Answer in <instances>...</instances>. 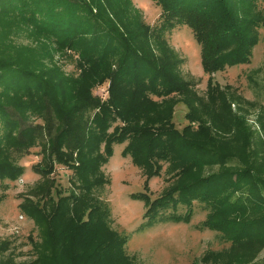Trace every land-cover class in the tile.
I'll list each match as a JSON object with an SVG mask.
<instances>
[{"label":"trees","instance_id":"1","mask_svg":"<svg viewBox=\"0 0 264 264\" xmlns=\"http://www.w3.org/2000/svg\"><path fill=\"white\" fill-rule=\"evenodd\" d=\"M152 1L161 9L155 25L132 0H0V184L23 174L18 159L32 147L40 146L42 155L32 165L41 180L18 204L39 229L36 260L26 264H134L125 252L129 236L111 227L110 204L95 193L110 184L103 166L116 143H125L122 154L147 179L165 178L156 197L132 194L145 207L138 230L188 223L197 201L206 210L199 227L218 232L228 245L206 250L196 264H256L264 246V155L251 147L253 130L231 112L211 74L249 63L264 12L259 0ZM177 25L192 30L209 75L210 100H186L189 122L182 129L171 119L174 97L195 91L181 78L183 58L165 37ZM23 35L38 45L21 44ZM56 51L76 55L80 73L47 65ZM105 82L102 98L93 89ZM145 104L169 106L147 120ZM263 118L264 109V130ZM218 125L232 131L230 141L215 139ZM56 165L71 171L66 189L50 176ZM10 246V239L1 240L0 252Z\"/></svg>","mask_w":264,"mask_h":264},{"label":"rangeland","instance_id":"2","mask_svg":"<svg viewBox=\"0 0 264 264\" xmlns=\"http://www.w3.org/2000/svg\"><path fill=\"white\" fill-rule=\"evenodd\" d=\"M132 2L146 23L150 25L159 23L161 9L154 1L132 0ZM258 8L264 12V1H258ZM258 32V41L252 49L249 63L225 67L224 70L216 71L211 76L212 82L219 85L225 93L231 112L244 116L246 123L253 130L251 147L257 146L260 154L264 155V143L260 144L257 140L258 137L264 139V130L259 122V115L264 109V26H260ZM165 37L176 54L183 58L178 71L181 78L190 82L195 91L193 95L184 94L174 97L171 119L177 128L182 129L189 122L186 116L189 113L186 100H190L193 104L196 102L198 105L199 101L209 102L210 97L207 92L209 75L202 69L200 46L187 25H177L166 32ZM30 40L26 35L19 38L21 44L38 45ZM152 43L156 45L155 42ZM154 49L155 47L153 52ZM52 50L54 51L53 45ZM76 58V55L70 58L65 53L56 51L52 59L47 57L46 64L59 65L66 74L70 72L78 74L80 70L76 66ZM107 86V82L96 85L93 93L106 98ZM168 106L145 104L141 117L147 120L155 119L164 115ZM201 113L198 106L194 115L199 116ZM32 120V122L42 121L39 118ZM206 124L211 125V122L208 120ZM214 127L212 126L216 140L232 139L230 129L226 130L221 125ZM124 144L113 145V153L103 166L104 173L110 177V184L98 188L95 193L110 204L111 227L129 236L125 244V252L132 258L134 264H196V260L198 261L206 250H219L228 245L218 232L199 227L205 218L206 210L197 201L193 203L194 213L188 223H159L138 230V226L143 221L145 207L144 202L134 198L132 194L146 191L151 197H156L161 193L166 182L164 175L147 179L131 158L122 154ZM244 149L249 153V147L247 149L245 146ZM41 156V147H32L26 155L18 159V163L24 166L23 174L14 181H4V184H0V241L9 239L11 241L9 250L0 252V264L8 261L9 258L16 264H26L36 260L33 241L39 239V229L31 219L21 214L18 204L22 194L28 192L29 188L41 180L40 175L32 170V165L39 162ZM216 168L213 167V170ZM70 175L71 171L68 168L56 165L50 176L55 179L57 189H66L70 185ZM53 194L56 196L55 190ZM178 210L183 209L180 207ZM254 262L264 264V246L259 249Z\"/></svg>","mask_w":264,"mask_h":264}]
</instances>
